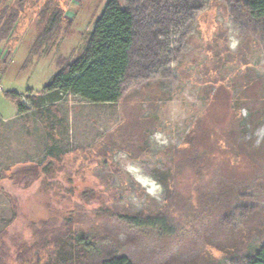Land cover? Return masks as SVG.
<instances>
[{"label": "rangeland", "instance_id": "rangeland-1", "mask_svg": "<svg viewBox=\"0 0 264 264\" xmlns=\"http://www.w3.org/2000/svg\"><path fill=\"white\" fill-rule=\"evenodd\" d=\"M107 1L0 0V264H53L62 241L69 264H247L264 245V18L243 0H118L119 99L42 94Z\"/></svg>", "mask_w": 264, "mask_h": 264}, {"label": "trees", "instance_id": "trees-1", "mask_svg": "<svg viewBox=\"0 0 264 264\" xmlns=\"http://www.w3.org/2000/svg\"><path fill=\"white\" fill-rule=\"evenodd\" d=\"M55 8V7H54ZM243 8L252 20L264 18V0H243ZM52 31L60 24V11L50 14ZM132 16L118 0H108L93 23L82 53L69 62L56 60V73L42 89V94L70 93L91 103H113L119 97V83L128 66V52L132 44ZM50 29V30H51ZM46 32L50 34L52 31ZM4 33V29L2 31ZM2 33V34H3ZM44 34V35H46ZM50 36H40L42 41ZM5 36H0L3 41ZM31 90H28L30 93ZM18 112L23 108L17 93H6ZM69 250V251H67ZM72 245L62 241L55 252L58 260L53 264H69L72 261ZM79 253L76 257H79ZM97 264H132L125 256L108 254ZM247 264H264V245L248 260Z\"/></svg>", "mask_w": 264, "mask_h": 264}]
</instances>
